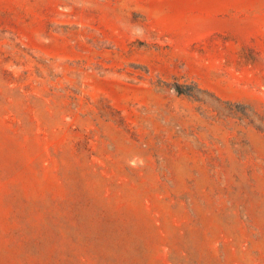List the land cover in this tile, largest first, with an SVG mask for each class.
Segmentation results:
<instances>
[{
    "label": "rangeland",
    "instance_id": "obj_1",
    "mask_svg": "<svg viewBox=\"0 0 264 264\" xmlns=\"http://www.w3.org/2000/svg\"><path fill=\"white\" fill-rule=\"evenodd\" d=\"M0 264H264V0H0Z\"/></svg>",
    "mask_w": 264,
    "mask_h": 264
}]
</instances>
